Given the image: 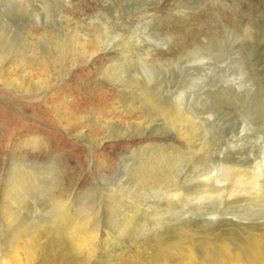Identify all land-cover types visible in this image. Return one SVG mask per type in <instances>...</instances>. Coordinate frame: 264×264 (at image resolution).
Returning <instances> with one entry per match:
<instances>
[{
    "label": "rangeland",
    "instance_id": "1",
    "mask_svg": "<svg viewBox=\"0 0 264 264\" xmlns=\"http://www.w3.org/2000/svg\"><path fill=\"white\" fill-rule=\"evenodd\" d=\"M15 180L32 183L19 213ZM88 225L116 235L81 249ZM22 253L264 255V0H0V264Z\"/></svg>",
    "mask_w": 264,
    "mask_h": 264
},
{
    "label": "bare ground",
    "instance_id": "2",
    "mask_svg": "<svg viewBox=\"0 0 264 264\" xmlns=\"http://www.w3.org/2000/svg\"><path fill=\"white\" fill-rule=\"evenodd\" d=\"M111 124V123H110ZM28 174V173H27ZM237 174V173H236ZM18 175V174H17ZM30 175V174H29ZM156 175V174H155ZM179 175V174H178ZM239 175V174H238ZM25 176V175H24ZM35 176H36V174H35ZM30 177V176H29ZM28 177V178H29ZM34 177V176H33ZM181 177V176H180ZM237 177V176H236ZM239 177V176H238ZM15 178V177H14ZM13 178V179H14ZM160 179V178H159ZM30 180V179H29ZM160 181V180H159ZM164 182V181H163ZM15 184L14 185H8L9 187H7L6 189H5V195H6V198L3 200L4 202H5V205H7L8 204V206L12 209V210H15V212L16 213H19L22 209H23V206L21 205V203H20V198H22V196L24 195V194H26L27 192H28V188H30L31 187V182L29 183V182H27L26 180L24 181H21V180H15V182H14ZM153 183V182H152ZM160 184V183H159ZM35 185V184H34ZM33 186V185H32ZM125 190V189H124ZM172 193V192H171ZM175 193V192H174ZM12 194H14L13 196H12ZM11 196H12V198H11ZM8 199H11V200H9V202H7V200ZM23 202V201H22ZM61 207L62 208H65L66 209V207H68L69 208V210H70V208H72V203H71V201H70V199L69 200H67V201H64V202H61ZM136 206V205H135ZM84 208V207H83ZM133 209H134V213L135 214H133V215H126V216H121V219H120V221L123 223V227L121 228V229H126V230H128L127 228H129V227H131V225L136 221V218H137V215L139 214L138 212H139V210H137L135 207H132ZM142 209V208H141ZM62 210H64V209H62ZM68 210V209H67ZM87 211V210H86ZM145 211H147V210H145ZM63 212V211H62ZM70 213V212H69ZM68 213V215H70ZM120 213V212H119ZM126 213H127V211H126ZM125 213V214H126ZM15 213H13V215H14ZM56 214H58V213H56ZM64 214V213H63ZM66 214V213H65ZM64 214V215H65ZM121 214V213H120ZM131 214H132V212H131ZM12 215V214H11ZM68 215H65L66 217H68L69 218V216ZM86 215V214H85ZM14 216H17V215H14ZM19 216V215H18ZM83 216V215H82ZM120 216V215H119ZM66 217H65V219H66ZM71 218V217H70ZM93 218V217H92ZM58 219V218H57ZM80 219V218H79ZM78 219V220H79ZM82 220V219H81ZM90 219H88V221H89ZM65 221H69V220H65ZM87 221V220H86ZM97 221V220H96ZM119 221V220H118ZM119 224H120V222H118ZM92 224V223H91ZM94 224V223H93ZM69 226V225H68ZM71 226V225H70ZM81 227H82V225H80ZM95 226V225H94ZM120 227V226H119ZM69 228V227H68ZM96 226L94 227V228H92L91 227V225H88V226H85V227H83L81 230H80V232H77V235L75 236V238L73 237V239H75L76 240V243H78V247L79 248H81V249H86V248H88V249H90L92 246H94L95 247V245L96 246H98V245H105V244H107V239H109V237L111 236V234H112V231L109 229V232L108 231H106V232H103L102 233V235H100V233L99 232H97L96 231ZM22 229V228H21ZM66 229V228H65ZM71 229H72V227H71ZM98 229V228H97ZM59 230V229H58ZM70 230V229H69ZM101 230V229H100ZM107 230V229H106ZM20 231V230H19ZM105 231V230H104ZM118 231V230H117ZM114 232V231H113ZM116 232V231H115ZM53 233V232H52ZM75 233V232H74ZM57 234V233H56ZM120 234V233H119ZM65 235V234H64ZM69 235V234H68ZM114 235H116V233H114V234H112V236L111 237H114ZM263 235V234H262ZM261 235V236H262ZM20 236V235H19ZM28 236H32V237H34L35 238V236L34 235H32V234H29V233H25L23 230L21 231V237L22 238H25V237H28ZM116 237H118V236H116ZM29 238V237H28ZM32 240V239H31ZM254 240V239H253ZM33 241V240H32ZM248 242V241H247ZM34 243V242H33ZM66 243V242H65ZM186 243V242H185ZM170 244V243H169ZM190 244V243H189ZM195 245H198V244H196V243H194ZM251 244V243H250ZM62 245V244H61ZM69 245V244H68ZM77 245V244H76ZM166 245V244H165ZM164 245V246H165ZM168 245V244H167ZM193 245V244H192ZM206 245V244H205ZM59 246V245H58ZM91 246V247H90ZM169 246H171V245H169ZM178 246H179V244H178ZM181 246H183V245H181ZM185 246H186V244H185ZM201 246V245H200ZM75 247V246H74ZM90 247V248H89ZM103 247V246H102ZM198 247H199V245H198ZM217 247V246H216ZM260 247V246H259ZM71 248V247H70ZM158 248V247H157ZM159 248H161L160 250H162V247H159ZM166 248V247H165ZM169 248V247H168ZM184 248L185 247H181L180 248V250H182L183 251V253H184ZM187 248V247H186ZM192 248H194V247H192ZM247 248V247H246ZM75 249V248H74ZM87 249V250H88ZM96 249V248H95ZM103 249V248H102ZM252 249V248H251ZM159 250V249H158ZM165 250H167L168 251V249L166 248ZM208 250V249H207ZM249 250V249H248ZM89 252H90V250H88ZM101 251V250H100ZM105 251V250H104ZM191 251V250H190ZM194 251V250H193ZM206 251V250H205ZM217 251H219V250H217ZM69 252H71L72 253V251H69ZM91 252H92V250H91ZM90 252V254H92V253H94V252H92L91 253ZM97 252V251H96ZM98 252H99V249H98ZM102 252H103V250H102ZM101 252V253H102ZM161 252V251H160ZM164 252V251H163ZM162 252V253H163ZM200 252V251H199ZM256 252V251H255ZM26 254H27V256L29 257V259L32 257V256H34V250H32V251H26L25 252ZM83 253V252H82ZM81 253V254H82ZM87 253V252H86ZM100 253V254H101ZM230 253V252H229ZM253 253V252H252ZM252 253H251V255H252ZM98 254V253H97ZM185 254V253H184ZM190 254V253H189ZM196 254V253H195ZM240 254V253H239ZM20 255H22V256H24V253H22V254H20ZM68 255V254H67ZM79 255V254H78ZM87 255H88V253H87ZM95 255V254H94ZM94 255H93V258H94ZM194 255V254H193ZM197 255V254H196ZM205 255V254H204ZM253 255H254V253H253ZM259 255V256H258ZM257 256H258V258L256 259V256H254V258L256 259H254L253 261H247V262H245V261H243V260H241V259H239V258H237V259H235V260H233L230 264H264V255L262 256V253H261V256H260V254H258ZM84 256V255H83ZM89 256V255H88ZM87 256V257H88ZM96 256H98V255H96ZM102 256V255H101ZM117 256H119V255H117ZM162 256H164V255H162ZM222 256V255H221ZM76 257V256H75ZM80 257V256H79ZM86 257V256H85ZM165 257V256H164ZM193 257V256H192ZM196 257V256H195ZM77 258V257H76ZM83 258V257H82ZM162 258V257H161ZM184 258H186V259H188V257L187 256H184ZM194 258V257H193ZM198 258V257H197ZM201 258V257H200ZM29 259L28 258H26V256H24V257H15L14 258V261H13V263H10V264H30L29 263ZM78 259V258H77ZM86 259V258H85ZM91 259V258H90ZM192 259V258H191ZM196 259V258H195ZM222 259V258H221ZM82 260V259H81ZM89 260V259H88ZM163 260V259H162ZM162 260H161V262H162ZM193 260V259H192ZM199 260V259H198ZM77 261V260H76ZM80 261V260H79ZM87 261V260H86ZM222 261V260H221ZM83 262V261H82ZM143 262V261H142ZM156 262V261H155ZM160 262V261H159ZM177 262V261H176ZM185 262V261H184ZM188 262V261H187ZM207 262H209V261H207ZM207 262H206V264H207ZM79 263V262H78ZM78 263H76V264H78ZM84 263H85V261H84ZM164 263V262H163ZM168 263V261H166L165 262V264H167ZM183 263V262H182ZM190 263V262H189ZM193 263V262H192ZM197 263V262H196ZM199 263H200V261H199ZM39 264H41V263H39ZM43 264V263H42ZM82 264V263H81ZM90 264V263H89ZM137 264V263H136ZM141 264H144V263H141ZM147 264V263H146ZM162 264V263H161ZM177 264V263H176ZM187 264V263H186ZM191 264V263H190ZM195 264V263H194ZM227 264H229V263H227Z\"/></svg>",
    "mask_w": 264,
    "mask_h": 264
}]
</instances>
